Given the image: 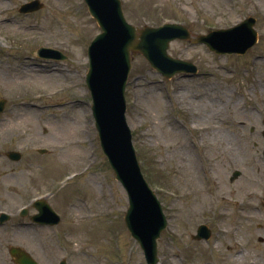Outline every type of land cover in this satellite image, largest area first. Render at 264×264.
<instances>
[{"label": "rangeland", "instance_id": "rangeland-1", "mask_svg": "<svg viewBox=\"0 0 264 264\" xmlns=\"http://www.w3.org/2000/svg\"><path fill=\"white\" fill-rule=\"evenodd\" d=\"M26 1L0 0V154L22 153L0 156V210L13 214L0 223V264H16L10 246L40 264H147L125 225L127 193L101 148L85 80L101 28L84 0H40L29 15L19 12ZM122 1L136 26L180 22L193 34L256 18L258 42L245 54L172 41L169 53L198 65L195 75L164 78L135 55L126 117L168 217L159 264H264V0ZM40 46L69 59L38 57ZM76 149L83 156L73 161ZM42 196L61 216L56 225L33 223L34 209L19 213ZM203 223L211 237L192 239Z\"/></svg>", "mask_w": 264, "mask_h": 264}, {"label": "water", "instance_id": "water-1", "mask_svg": "<svg viewBox=\"0 0 264 264\" xmlns=\"http://www.w3.org/2000/svg\"><path fill=\"white\" fill-rule=\"evenodd\" d=\"M85 2L102 29L88 48L89 70L86 76L93 98L92 111L96 128L102 149L115 171L116 178L128 193L126 225L144 249L148 264H155L158 260L157 239L168 222L157 195L141 171L131 130L126 121L125 89L133 56L143 54L154 68L167 77L177 72L195 70V66L188 61L172 58L168 54L172 40L191 39L207 44L210 50L219 54H243L257 42L258 34L254 28L256 20L249 17L235 27L199 34L193 39L186 27L176 23L160 27H136L130 24L124 15L121 0ZM43 6L39 0H34L24 4L21 10L34 11ZM37 53L48 58L66 57L59 50L49 47H41ZM5 103V99L0 100V113ZM9 155L13 159L20 157L17 152ZM239 173L236 171L232 179ZM35 206L40 211L32 217L35 221L51 224L60 221L59 216L44 200L36 202ZM209 237L210 230L206 225H201L193 239ZM10 253L16 263L38 264L20 247H11ZM65 263L63 260L60 264Z\"/></svg>", "mask_w": 264, "mask_h": 264}, {"label": "bare ground", "instance_id": "bare-ground-1", "mask_svg": "<svg viewBox=\"0 0 264 264\" xmlns=\"http://www.w3.org/2000/svg\"><path fill=\"white\" fill-rule=\"evenodd\" d=\"M51 77L52 78H55V75L52 74ZM86 128H87V126L85 125V129ZM85 129H84V131H86ZM75 144H76V142H75ZM82 156H83V152L76 149V151H74V152L71 153L70 159L73 160V161H75V159H78V158H80Z\"/></svg>", "mask_w": 264, "mask_h": 264}]
</instances>
